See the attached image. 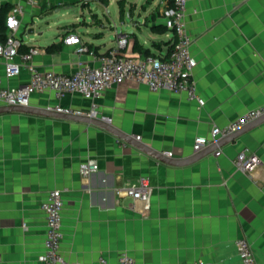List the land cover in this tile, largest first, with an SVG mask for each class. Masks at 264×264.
Here are the masks:
<instances>
[{"label": "crops", "instance_id": "1", "mask_svg": "<svg viewBox=\"0 0 264 264\" xmlns=\"http://www.w3.org/2000/svg\"><path fill=\"white\" fill-rule=\"evenodd\" d=\"M93 1L110 22V33L94 31L95 25L105 26L95 12L93 22L63 21L30 35L36 18L79 0H0V8L6 5L10 12L22 5L17 34L24 47L36 50L32 60L41 70L70 73L79 61L95 64L116 47L120 34L127 38L123 54L169 55L174 32L155 27L165 25L170 0H140V6L122 0L124 12L113 21L114 0ZM186 22L194 37L193 77L203 104L185 93L150 91L135 80L108 88L99 101L111 124L175 158L195 154L196 137H211L215 126L264 105V0H189ZM123 27L132 32H121ZM72 33L94 53L67 44ZM135 42L150 49L148 54L134 49ZM54 43L60 47L49 51ZM4 67L0 55L5 87L29 78L26 70L7 77ZM29 105L85 112L91 100L78 94L57 98L47 91L33 94ZM244 149L261 159L251 173L234 164ZM217 150L189 164H168L96 125L0 114V264H42L46 214L41 204L53 189L62 191L61 250L71 260L101 264L103 256L107 264H119L126 251L137 264H240L236 241L247 238L258 264H264V121ZM89 160L98 169L85 176L80 165ZM141 176L154 188L149 210L143 201L116 192Z\"/></svg>", "mask_w": 264, "mask_h": 264}, {"label": "built area", "instance_id": "2", "mask_svg": "<svg viewBox=\"0 0 264 264\" xmlns=\"http://www.w3.org/2000/svg\"><path fill=\"white\" fill-rule=\"evenodd\" d=\"M26 1L31 4L38 2V0ZM79 1L85 4L93 0ZM188 3L189 0H173L166 15L165 25L175 35L173 47L167 57L123 54L121 49L126 46L127 38L125 34H120L116 47L100 55L97 63L79 61L76 70L70 73L45 71L38 68L32 60L35 49L20 53L23 41L17 32L23 8L21 4L14 5L6 18L7 37L4 41H0V55L5 59L4 74L7 77L18 76L26 70L29 78L16 86L5 87L1 84L0 74V105H29L33 94L47 91L53 92L57 98L66 94H78L91 100L88 111H73L60 105L52 108L65 112L84 113L110 122L111 118L100 112L99 101L108 88L127 80L142 83L153 92L166 90L185 93L190 99L203 104L193 77V70L198 61L191 51L194 37L186 22ZM65 42L78 45L77 52L94 53L88 45L81 42L77 34L67 35ZM18 55L19 62L15 60ZM262 115H264V105L247 110L223 126H215L211 137H196L193 144L194 152L200 151L207 144L233 133ZM220 152L217 150L215 154L218 155ZM164 153L172 156L171 151H164ZM260 162L261 159L257 153L248 152L245 149L241 150L234 160L236 168L244 173H251ZM97 169L98 164L93 160L85 161L80 165V172L85 176H90ZM153 190V185L147 176H141L136 181L116 187L117 193L143 201L148 210ZM63 206V195L60 189L49 191L46 200L41 204L46 214L44 250L39 257L42 264H83L81 261L69 259L61 250ZM236 245L240 264H258L252 243L247 238L237 239ZM99 262L107 264L108 261L102 256ZM118 262L119 264H137L135 258L126 251L119 255Z\"/></svg>", "mask_w": 264, "mask_h": 264}, {"label": "water", "instance_id": "3", "mask_svg": "<svg viewBox=\"0 0 264 264\" xmlns=\"http://www.w3.org/2000/svg\"><path fill=\"white\" fill-rule=\"evenodd\" d=\"M121 32H132V30H126L125 27H123L121 28ZM7 112L28 113V114H33V115L47 116V117L58 118V119H66V120L96 125L98 127H101L109 131L110 133L116 135L117 137L123 139L124 141L134 145L138 149L152 155L153 157L165 163L175 164V165L192 163L202 158L206 154L217 150L219 146L234 141L237 137H239L247 129H250L253 126L264 121V115H262L259 118L249 122L245 126L234 131L233 133H230L229 135L220 138L217 142L213 143L206 149L200 150L196 152L195 154L189 157H186V158H175V157H169L167 155H164L163 153L157 151L153 147H150L149 145H147L145 142H143L136 136H132L128 133H125L119 130L117 127H115L110 122H107L99 117L86 115L84 113L59 111L52 107H39V106H34V105H0V114L7 113Z\"/></svg>", "mask_w": 264, "mask_h": 264}, {"label": "rangeland", "instance_id": "4", "mask_svg": "<svg viewBox=\"0 0 264 264\" xmlns=\"http://www.w3.org/2000/svg\"><path fill=\"white\" fill-rule=\"evenodd\" d=\"M138 5H141V1L137 0ZM127 4H130V2L127 1ZM128 6V5H127ZM111 10L110 18L113 21L116 18H118V15L120 13V5L118 0H114L109 7ZM97 12L99 17L103 20L105 23V26L103 25H95L94 31H101L105 33H110L112 31L110 27V22L108 21L106 15L100 10L96 11V5L94 1H90L89 4H83L82 2H79L78 4H75L71 7H61L58 11H55V9L51 10V13L45 12L43 13L42 17H38L35 19V25L34 29L30 30V35L34 31H43L47 32L50 30V27L53 25H56V23L63 22V21H84L86 19L87 21L93 22L96 18L93 16V14Z\"/></svg>", "mask_w": 264, "mask_h": 264}, {"label": "trees", "instance_id": "5", "mask_svg": "<svg viewBox=\"0 0 264 264\" xmlns=\"http://www.w3.org/2000/svg\"><path fill=\"white\" fill-rule=\"evenodd\" d=\"M103 3H108L109 0H100ZM119 1V5H120V12L121 14L124 12V8L122 5V0H118ZM173 0H170V6H172ZM9 12V7L8 6H2L0 8V41H4L7 37V26H6V18ZM166 27V25H158L157 27H155V29L157 30H164V28ZM26 45L22 44L20 47V50H24V51H29V48L24 47ZM24 47V48H23ZM60 47L59 44H51L50 46L47 47V49L49 51L58 49ZM173 47V44L171 45V49ZM23 48V49H22ZM134 49H137L140 52L146 53L148 54V52L150 51V49L144 48L141 44H139L138 42H135L134 44Z\"/></svg>", "mask_w": 264, "mask_h": 264}]
</instances>
